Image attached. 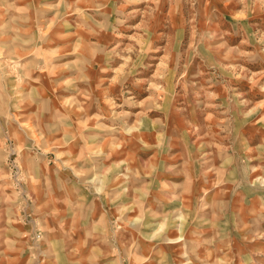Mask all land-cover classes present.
Instances as JSON below:
<instances>
[{
    "label": "rangeland",
    "instance_id": "374dc122",
    "mask_svg": "<svg viewBox=\"0 0 264 264\" xmlns=\"http://www.w3.org/2000/svg\"><path fill=\"white\" fill-rule=\"evenodd\" d=\"M0 264H264V0H0Z\"/></svg>",
    "mask_w": 264,
    "mask_h": 264
},
{
    "label": "bare ground",
    "instance_id": "6f19581e",
    "mask_svg": "<svg viewBox=\"0 0 264 264\" xmlns=\"http://www.w3.org/2000/svg\"><path fill=\"white\" fill-rule=\"evenodd\" d=\"M261 180V179H260ZM180 237V236H179Z\"/></svg>",
    "mask_w": 264,
    "mask_h": 264
}]
</instances>
